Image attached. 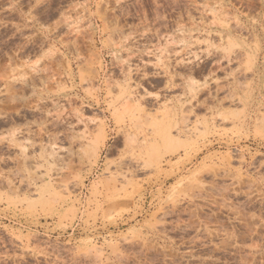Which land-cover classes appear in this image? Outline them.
Returning a JSON list of instances; mask_svg holds the SVG:
<instances>
[{
    "label": "rangeland",
    "instance_id": "obj_1",
    "mask_svg": "<svg viewBox=\"0 0 264 264\" xmlns=\"http://www.w3.org/2000/svg\"><path fill=\"white\" fill-rule=\"evenodd\" d=\"M0 264H264V0H0Z\"/></svg>",
    "mask_w": 264,
    "mask_h": 264
},
{
    "label": "bare ground",
    "instance_id": "obj_2",
    "mask_svg": "<svg viewBox=\"0 0 264 264\" xmlns=\"http://www.w3.org/2000/svg\"><path fill=\"white\" fill-rule=\"evenodd\" d=\"M152 122H154V121H152ZM152 125L154 126V123H152ZM156 125V124H155ZM156 127V126H155ZM154 127V128H155ZM155 131V130H154ZM153 134V133H152ZM158 132H155V136H152L154 139H156V137L158 136ZM157 142H155V141H153L150 145H148V144H146L145 143V145L144 146H142V147H140L141 149H140V151L141 152H144V151H146V150H151L152 152H154L155 150H156V147H157ZM148 147V148H147Z\"/></svg>",
    "mask_w": 264,
    "mask_h": 264
}]
</instances>
